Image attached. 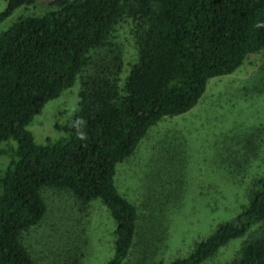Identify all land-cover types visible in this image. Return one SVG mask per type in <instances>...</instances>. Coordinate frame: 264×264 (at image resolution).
<instances>
[{"label": "trees", "instance_id": "16d2710c", "mask_svg": "<svg viewBox=\"0 0 264 264\" xmlns=\"http://www.w3.org/2000/svg\"><path fill=\"white\" fill-rule=\"evenodd\" d=\"M39 1L53 10L0 33V264H35L24 237L45 217L46 189L68 192L85 208L100 200L115 223L106 264H125L138 214L114 186L116 166L152 126L192 110L208 80L264 49V0H6L0 24ZM124 18L137 21L138 56L120 85V55L100 51ZM78 80L76 108L55 126L60 138L36 144L27 127ZM258 226L264 177L240 214L170 264H202ZM231 264H264V235Z\"/></svg>", "mask_w": 264, "mask_h": 264}, {"label": "rangeland", "instance_id": "374dc122", "mask_svg": "<svg viewBox=\"0 0 264 264\" xmlns=\"http://www.w3.org/2000/svg\"><path fill=\"white\" fill-rule=\"evenodd\" d=\"M5 7L0 0V12ZM50 10L41 1L21 7L0 24V33L22 16ZM136 24L124 18L100 51L108 58L120 55V85L137 62ZM79 90L80 80L33 118L27 129L36 144L60 138L55 126L69 119ZM114 171L117 192L138 214L125 264L187 258L246 208L264 177V49L234 73L208 80L192 110L152 126L132 158ZM43 197L45 217L24 237L35 264H106L112 258L115 223L100 200L85 208L65 191L46 189ZM263 235L264 226L255 227L202 264H231L245 244Z\"/></svg>", "mask_w": 264, "mask_h": 264}]
</instances>
